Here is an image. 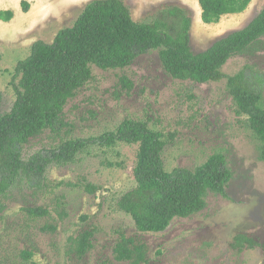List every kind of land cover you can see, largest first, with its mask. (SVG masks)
I'll return each instance as SVG.
<instances>
[{
  "label": "rangeland",
  "instance_id": "obj_1",
  "mask_svg": "<svg viewBox=\"0 0 264 264\" xmlns=\"http://www.w3.org/2000/svg\"><path fill=\"white\" fill-rule=\"evenodd\" d=\"M91 1L0 0V11L13 13L10 21H0V116L15 101L11 81L17 62L29 55L34 42L51 43ZM120 1L133 21L160 25L171 34L176 33L179 20L169 10L186 9L193 53L245 27L264 5V0H251L243 13L203 24L198 0ZM22 2L28 4L26 13ZM90 69L91 80L64 106L66 126L58 133L47 130L30 139L22 147L23 160L62 141L98 137L125 120H137L163 135L166 172L195 170L210 156L222 154L231 179L224 194L206 191L200 211L174 219L162 232H139L117 208L119 198L136 186L132 171L137 146L91 147L71 163L50 165L38 188L19 178L1 199L0 264H129L113 257L120 234L146 246V264H264L262 144L246 119L236 113L226 80L198 84L173 79L162 66L159 50L139 55L122 69L93 65ZM248 70L264 77V38L222 67L225 76ZM122 78L130 88L122 84ZM87 185L97 190L87 193ZM33 209L46 214L31 215L28 211ZM85 231L93 233L91 249L78 257L71 239ZM238 235L257 245L236 249Z\"/></svg>",
  "mask_w": 264,
  "mask_h": 264
},
{
  "label": "trees",
  "instance_id": "obj_2",
  "mask_svg": "<svg viewBox=\"0 0 264 264\" xmlns=\"http://www.w3.org/2000/svg\"><path fill=\"white\" fill-rule=\"evenodd\" d=\"M251 0H198L200 20L213 24L227 15L243 13ZM22 12L28 4L21 3ZM169 15L179 20L175 34L160 25L132 20L129 9L120 0H93L80 12L74 23L55 35L47 44L36 41L29 55L17 62L11 85L15 101L9 112L0 116V204L1 199L19 178L40 187L47 168L71 163L91 147L110 148L117 144L136 145V162L132 171L136 186L117 201L119 211L131 218L139 232L159 233L177 218H186L203 207V196L210 190L224 194L231 172L222 154L210 156L195 170L166 172L162 152L163 135L147 123L125 120L114 131L98 137L62 141L58 146L40 150L27 160L22 147L30 139L62 127L63 109L75 92L91 80L90 66L102 70L122 69L136 57L159 50L165 72L173 79L198 84L226 80L236 113L246 119L247 126L262 144L260 159L264 161V108L261 107L264 77L248 70L225 76L222 67L235 55L244 53L264 38V5L242 29L215 41L208 49L193 53L189 46L191 18L184 8H172ZM13 18L11 11H0V21ZM121 82L127 88L130 83ZM87 185L85 191L94 193ZM43 216L46 211H28ZM93 233L85 231L71 239L72 251L81 257L91 249ZM257 244L244 235L234 238V247L253 248ZM147 249L120 234L113 248L117 262L146 264Z\"/></svg>",
  "mask_w": 264,
  "mask_h": 264
}]
</instances>
